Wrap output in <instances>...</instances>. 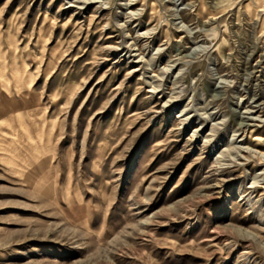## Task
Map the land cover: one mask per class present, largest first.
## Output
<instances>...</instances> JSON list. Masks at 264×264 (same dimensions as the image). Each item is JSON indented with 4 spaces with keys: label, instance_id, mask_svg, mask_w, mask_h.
<instances>
[{
    "label": "rangeland",
    "instance_id": "rangeland-1",
    "mask_svg": "<svg viewBox=\"0 0 264 264\" xmlns=\"http://www.w3.org/2000/svg\"><path fill=\"white\" fill-rule=\"evenodd\" d=\"M0 264H264V0H0Z\"/></svg>",
    "mask_w": 264,
    "mask_h": 264
}]
</instances>
